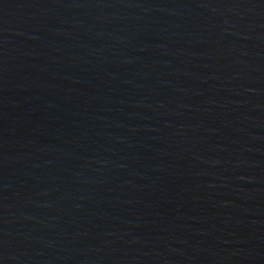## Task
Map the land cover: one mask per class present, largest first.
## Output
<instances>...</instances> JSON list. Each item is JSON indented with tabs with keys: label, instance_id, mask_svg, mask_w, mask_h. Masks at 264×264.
<instances>
[{
	"label": "water",
	"instance_id": "water-1",
	"mask_svg": "<svg viewBox=\"0 0 264 264\" xmlns=\"http://www.w3.org/2000/svg\"><path fill=\"white\" fill-rule=\"evenodd\" d=\"M0 264H264V0H0Z\"/></svg>",
	"mask_w": 264,
	"mask_h": 264
}]
</instances>
